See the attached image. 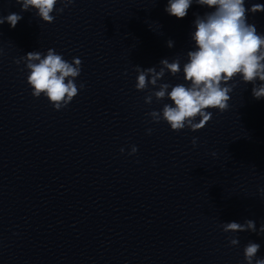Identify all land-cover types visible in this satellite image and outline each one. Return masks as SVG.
Instances as JSON below:
<instances>
[{
  "label": "clouds",
  "instance_id": "9594fccd",
  "mask_svg": "<svg viewBox=\"0 0 264 264\" xmlns=\"http://www.w3.org/2000/svg\"><path fill=\"white\" fill-rule=\"evenodd\" d=\"M21 5V11L35 9L36 15L44 22L55 20L53 12L61 14L64 8L74 3V0H16ZM63 7L57 8V3ZM206 6L212 11L203 16L197 15L194 20L195 31L191 33L194 48L187 51V62L183 64V80L186 83H159L166 72L175 76L181 72V62L177 57L172 62L162 59L157 71L156 67L142 68L136 66L135 88L138 91L153 89L145 97V103L151 104L153 97L157 101L165 98L171 101L163 105L162 110L147 113L151 121L159 123L165 121L171 130L180 132L185 128L198 131L205 127L212 118L215 109L224 112L229 108L230 93L235 88L237 77L244 83H251L252 95L259 100L264 98V34L259 33L254 24L248 23L247 13L264 12V4H253L246 8L245 0H168L165 11L178 19L187 16L193 3ZM23 17L17 13H10L0 17V24L7 22L15 28ZM173 42L168 41V47ZM25 61L28 70L27 83L32 89V96L46 97L55 110L66 108L84 87L75 83L81 74L82 61L73 58L66 60L62 54L49 48L46 54L31 51L15 61L19 64ZM150 77V79H149ZM259 81L260 83H257ZM170 89V91H169ZM197 118H199L197 122ZM152 129H146L147 134ZM196 137L191 143L195 147ZM121 153L124 149H120ZM137 152L135 145L131 146L129 155ZM215 155V153H213ZM264 191V190H262ZM224 232L251 231L257 233L256 223L245 220L243 224L237 222L223 223ZM259 232L264 233V225ZM232 246H237L239 240L232 238ZM261 245L252 241L244 247L246 264H264V258H257Z\"/></svg>",
  "mask_w": 264,
  "mask_h": 264
}]
</instances>
